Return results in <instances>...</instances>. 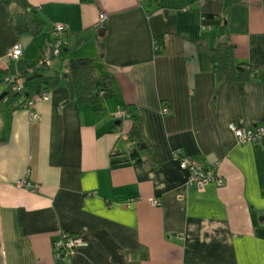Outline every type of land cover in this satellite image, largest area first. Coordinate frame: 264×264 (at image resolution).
I'll use <instances>...</instances> for the list:
<instances>
[{
    "label": "crops",
    "instance_id": "0c3cea01",
    "mask_svg": "<svg viewBox=\"0 0 264 264\" xmlns=\"http://www.w3.org/2000/svg\"><path fill=\"white\" fill-rule=\"evenodd\" d=\"M28 2L29 18L0 0V69L18 72L7 59L15 42L37 64L62 23L67 55L48 67L93 58L113 95L98 106L60 83L33 107L11 111L0 100V264H264V137L239 143L229 127L264 124V0L151 11L144 0ZM222 26L255 81L218 82ZM126 105L148 147L136 164L112 165L114 149L133 147L132 120L116 116ZM179 152L214 167L222 184H190ZM65 233L83 245L56 258Z\"/></svg>",
    "mask_w": 264,
    "mask_h": 264
},
{
    "label": "trees",
    "instance_id": "16d2710c",
    "mask_svg": "<svg viewBox=\"0 0 264 264\" xmlns=\"http://www.w3.org/2000/svg\"><path fill=\"white\" fill-rule=\"evenodd\" d=\"M1 1L8 6L11 4L19 5L26 14L29 13L31 8L28 0ZM82 1L93 2L94 0ZM199 1L200 0H144V5L148 6L150 11L151 9L156 10L161 8L177 10L196 8ZM26 16L28 18L30 17L29 14ZM56 38L57 35L54 29L53 42ZM155 41V51L159 54L163 51V36L156 37ZM67 51L68 50L63 46L59 57L66 56ZM212 59L214 73L218 82L230 81L240 84L256 80V76L248 64L236 58V46L231 41L230 34L225 26H222L217 41L212 49ZM17 63L18 72L16 73H11L10 70L0 69V82L5 85L2 99L5 100L6 105L11 111L26 107V103L29 99L39 96L43 92H50V90L54 89L60 83H64L67 86L70 98L80 97L81 100L97 104L98 106H101L104 100L113 95L110 77L106 73L97 71L93 58H69L64 65V70L60 72L52 70L47 64L40 65L37 63L35 65H28L22 58ZM13 75H18L24 79L25 86L23 90H14L11 84H8L9 82L6 81V77H11ZM123 109L127 112V115L123 117H129L132 120V127L127 133V139L131 142L133 147L129 153L114 149L110 154L112 165L122 163L136 164L142 159L141 151L148 147V143L144 141L141 136L139 114L132 105H126ZM195 160L198 161L197 159ZM68 236H72V234H64L65 239L68 238ZM61 251H65L64 244L56 245L54 253L56 254Z\"/></svg>",
    "mask_w": 264,
    "mask_h": 264
},
{
    "label": "built area",
    "instance_id": "2783aa9c",
    "mask_svg": "<svg viewBox=\"0 0 264 264\" xmlns=\"http://www.w3.org/2000/svg\"><path fill=\"white\" fill-rule=\"evenodd\" d=\"M99 25L103 26V22L106 18V15L104 13H101L99 15ZM65 29V26L62 23H57L55 25V33L57 35V38L53 42L50 50L45 54L41 55L39 58L38 64H49L50 60L54 56H59L63 46L64 41L62 39L61 33ZM24 54V46L21 42H15L13 46L9 49V55L8 59L9 61L18 62ZM6 81H8V84H11L12 88L14 90L21 91L24 89V79L19 77L18 75H13L11 77H6ZM49 97V92H43L41 95L33 97L28 100L26 103V107H31L34 105L36 101L40 100H46ZM168 107H165L162 109L163 113L168 112ZM127 112L126 110L119 109L116 113V116L123 117L126 116ZM32 118H36L37 114L31 111ZM230 129L233 130L235 137L237 138L239 143H252L255 141H258L264 137V124H256L253 127H240L236 125L235 123L229 124ZM127 138V136H126ZM178 161L180 163V166L182 168H185L188 170V181L190 184H194L198 187V189H205L207 185L214 182L217 185L222 184V179L218 175V172H216L214 167H209L204 165L202 162L196 161L194 158L189 156L181 155V152L176 154ZM21 187H26L28 189H35V186L31 183V181L27 179H22L18 181L17 183ZM65 251H61L56 253V257H65L69 256L71 254H74L73 250H76V246H79L80 244L83 245V242L80 238H64V241L60 244L63 245Z\"/></svg>",
    "mask_w": 264,
    "mask_h": 264
},
{
    "label": "rangeland",
    "instance_id": "374dc122",
    "mask_svg": "<svg viewBox=\"0 0 264 264\" xmlns=\"http://www.w3.org/2000/svg\"><path fill=\"white\" fill-rule=\"evenodd\" d=\"M100 14H101V13H100ZM99 18H100V17H99ZM16 24H17V23H16ZM102 27L104 28V24H103V26H100V28H102ZM22 44H23V43H22ZM12 46H13V45H12ZM12 46H11V47H12ZM11 47H10V48H11ZM10 48H9V49H10ZM9 49H8V51H7V59L9 58V57H8V55H9ZM8 61H9V59H8ZM40 65H42V64H40ZM24 86H25V82H24ZM24 86H23V87H24ZM31 107H33V105H32ZM69 234H70V233H69ZM68 237H69V238H70V237H72V238H77V237H75V236H73V235H72V236H68ZM80 246H81V244H80ZM77 247H78V246H76V249H77ZM75 251H76V250H73V252H75ZM56 258H58V257H56Z\"/></svg>",
    "mask_w": 264,
    "mask_h": 264
},
{
    "label": "water",
    "instance_id": "95a60500",
    "mask_svg": "<svg viewBox=\"0 0 264 264\" xmlns=\"http://www.w3.org/2000/svg\"><path fill=\"white\" fill-rule=\"evenodd\" d=\"M104 31H105V29L103 27L102 28H99L98 34L99 35H103L104 34ZM3 96H4V94H1L0 95V100H2Z\"/></svg>",
    "mask_w": 264,
    "mask_h": 264
}]
</instances>
